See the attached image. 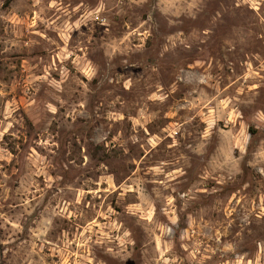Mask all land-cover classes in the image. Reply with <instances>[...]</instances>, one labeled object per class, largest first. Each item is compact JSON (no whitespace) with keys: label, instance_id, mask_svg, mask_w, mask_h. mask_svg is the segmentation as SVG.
I'll list each match as a JSON object with an SVG mask.
<instances>
[{"label":"rangeland","instance_id":"374dc122","mask_svg":"<svg viewBox=\"0 0 264 264\" xmlns=\"http://www.w3.org/2000/svg\"><path fill=\"white\" fill-rule=\"evenodd\" d=\"M0 264H264V0H0Z\"/></svg>","mask_w":264,"mask_h":264}]
</instances>
